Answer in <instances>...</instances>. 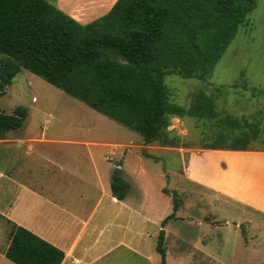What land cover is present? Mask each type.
I'll return each mask as SVG.
<instances>
[{
	"label": "rangeland",
	"instance_id": "374dc122",
	"mask_svg": "<svg viewBox=\"0 0 264 264\" xmlns=\"http://www.w3.org/2000/svg\"><path fill=\"white\" fill-rule=\"evenodd\" d=\"M255 3L209 75L202 79L165 76L171 103L187 109L191 96L201 90L214 97L218 111L259 125L264 122V0ZM18 106L26 109L22 127L6 135L4 140L9 143L0 140V213L7 202L21 199L23 194L28 198L22 190L48 197L42 186L69 178L64 172L56 173V166L74 172L70 195L78 200L76 193L82 190L78 178L90 163L88 150L100 171L106 165L100 160L102 154L115 152L105 156L107 165L120 169L123 162L119 173L129 187L126 203L145 213L151 221L149 228L160 229L157 217L171 214L172 193L176 194L177 212L164 225L166 264H264V229L257 226L262 215L228 199L230 187L226 184H231L225 176L213 186L227 195L193 181L188 174L191 160L199 158L206 164L212 159V150L204 149L201 140L202 132L212 130L210 124L173 115L167 129L182 139L180 144L144 145L136 133L23 69L0 97V109L5 113ZM84 142L94 144L80 145ZM225 153L234 169L233 183L241 182L242 173L264 176V157ZM28 219L32 224L42 223L35 216ZM8 241L9 225L0 219V264H12L3 256ZM152 252L155 261L151 264H159L154 245Z\"/></svg>",
	"mask_w": 264,
	"mask_h": 264
},
{
	"label": "trees",
	"instance_id": "16d2710c",
	"mask_svg": "<svg viewBox=\"0 0 264 264\" xmlns=\"http://www.w3.org/2000/svg\"><path fill=\"white\" fill-rule=\"evenodd\" d=\"M256 0H116L103 16L79 24L47 0H0V97L23 69L140 136L144 145L177 147L169 118L188 116L212 130L203 148L264 152V122L218 111L214 97L199 90L184 109L169 100L164 78L209 75ZM26 109H0V140L22 127ZM112 195L121 200L128 184L114 168ZM165 191V190H164ZM178 209L172 193V212ZM9 225L3 252L12 264H61L63 252L0 215ZM164 231L155 251L165 264Z\"/></svg>",
	"mask_w": 264,
	"mask_h": 264
},
{
	"label": "crops",
	"instance_id": "0c3cea01",
	"mask_svg": "<svg viewBox=\"0 0 264 264\" xmlns=\"http://www.w3.org/2000/svg\"><path fill=\"white\" fill-rule=\"evenodd\" d=\"M47 1L77 23L86 24L106 14L116 0ZM9 142L4 140L2 143ZM93 144L80 143L86 147ZM225 152L228 151L212 150V159H208L206 164L199 158L191 160L188 165L190 178L227 195L213 186L219 184V177L225 176L226 183L231 184H226L227 188L230 187L228 199L260 213L263 219L258 221L257 226L264 229V176L242 173L241 182L233 183L234 169ZM244 153L255 158L264 157V153ZM109 154L115 155V152L102 154L100 160L106 165L100 171L90 157L93 153L88 150L87 158L90 163L78 178V184L82 185V190L76 193L78 200H73L70 195L73 184L70 180L74 172L64 166H56L54 171L64 172L69 177L68 180H55L48 186H42L43 192L48 196L46 198H41L37 192L22 190L27 193L28 198L23 194L21 199L7 202L4 213L1 212L0 215L60 249L64 254L61 264H151L155 261L152 245L156 246L154 242H157L159 231H164V226L161 228L164 218L157 217L160 227L158 231L151 229L148 227L151 221L149 222L145 213L138 212L126 203L128 191L121 200L112 195L110 178L113 167L111 165L109 168L105 157ZM117 157L118 160L121 159V154ZM122 159L124 161V157ZM122 164L119 171L123 170ZM222 186V189H227L224 184ZM29 216L41 218L42 223H30ZM249 222L254 224L251 220Z\"/></svg>",
	"mask_w": 264,
	"mask_h": 264
}]
</instances>
